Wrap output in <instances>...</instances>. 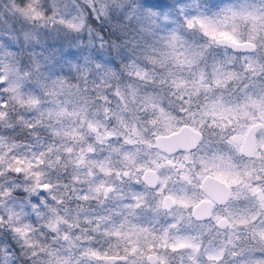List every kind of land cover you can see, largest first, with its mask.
<instances>
[{
  "label": "clouds",
  "instance_id": "clouds-1",
  "mask_svg": "<svg viewBox=\"0 0 264 264\" xmlns=\"http://www.w3.org/2000/svg\"><path fill=\"white\" fill-rule=\"evenodd\" d=\"M0 264H264V0H0Z\"/></svg>",
  "mask_w": 264,
  "mask_h": 264
}]
</instances>
